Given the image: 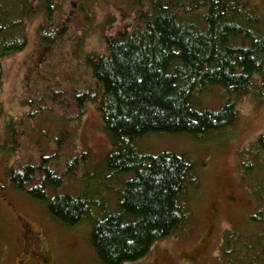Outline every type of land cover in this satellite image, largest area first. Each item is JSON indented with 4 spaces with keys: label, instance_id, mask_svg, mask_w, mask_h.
Returning <instances> with one entry per match:
<instances>
[{
    "label": "trees",
    "instance_id": "16d2710c",
    "mask_svg": "<svg viewBox=\"0 0 264 264\" xmlns=\"http://www.w3.org/2000/svg\"><path fill=\"white\" fill-rule=\"evenodd\" d=\"M134 5L133 20L107 39L106 54L87 56L82 67L91 81L80 89L67 84L53 89L41 73L45 94L36 90L37 96L28 102L41 110L50 104L53 116L65 112L72 120H80L88 104H98L100 120L115 147L106 170L114 178L132 175L122 186L117 208L68 194L49 199V192L63 186L67 175L76 176L86 167L88 152L74 153L64 172L52 167L57 156H44L37 163L12 168L8 175L13 188L46 202L64 226L91 222L90 244L99 264L142 260L155 243L172 237L190 218L186 185L199 187L192 163L169 152L141 153L136 139L226 131L238 120L232 97L247 95L256 75L264 102V17L249 0H135ZM37 11L44 15L39 38L48 47L47 54L63 46L68 28L51 22L56 13L52 0H0V60L26 48L25 19ZM82 44V38L75 39L76 51ZM2 71L0 61V89ZM29 84L36 83L27 75V88ZM211 87L223 88L225 102L219 111L199 110L196 96ZM38 115L30 112L25 120ZM239 166L258 205L249 217L258 230L246 235L226 229L219 261L264 264V132L241 151Z\"/></svg>",
    "mask_w": 264,
    "mask_h": 264
},
{
    "label": "rangeland",
    "instance_id": "374dc122",
    "mask_svg": "<svg viewBox=\"0 0 264 264\" xmlns=\"http://www.w3.org/2000/svg\"><path fill=\"white\" fill-rule=\"evenodd\" d=\"M56 13L54 26L68 28L62 47L48 53L40 41L39 28L43 11L25 19L26 48L1 58L3 79L0 89V264H18L21 258L22 233L20 219H25L49 242L52 264H99L90 244L91 222L68 228L56 220L46 202L13 188L8 180L12 168L26 162H39L44 156H57L52 167L66 171L74 153H89L86 167L78 174L65 177V183L48 194H68L117 208L124 182L132 175L112 177L105 163L115 150L111 135L105 130L97 103L88 104L80 120L49 113L50 104L28 105L30 98L45 94L48 83L57 89L67 84L73 89L91 81L82 66L88 55L107 52V39L120 33L133 20L135 0H52ZM251 7L264 17V0H249ZM71 37L74 40H71ZM83 39L76 51L75 39ZM35 85L26 86V77ZM39 78V79H38ZM84 78V79H83ZM42 79V80H41ZM68 79H71L68 81ZM247 95L232 97L238 120L224 132H211L199 137L190 135L149 134L134 141L141 153L158 155L169 152L184 156L193 165L199 187L187 184V205L190 218L172 237L155 243L145 258L127 264H220V245L226 229L250 235L258 226L249 217L257 211V202L241 177L240 153L264 132V102L260 101V76ZM37 85V86H36ZM33 86V87H32ZM51 86V87H52ZM66 86V85H65ZM32 87V88H31ZM35 91V95L32 91ZM221 87H211L196 97L197 108L219 111L226 100ZM39 112L37 119L25 120L30 112ZM63 174V173H62ZM29 245L41 255V242L30 231ZM26 264H36L29 261Z\"/></svg>",
    "mask_w": 264,
    "mask_h": 264
},
{
    "label": "flooded vegetation",
    "instance_id": "af4514ba",
    "mask_svg": "<svg viewBox=\"0 0 264 264\" xmlns=\"http://www.w3.org/2000/svg\"><path fill=\"white\" fill-rule=\"evenodd\" d=\"M21 229L23 231L22 238V250L21 258L22 260L18 264H26L29 261H35L36 264H52L50 260L49 242L44 237L43 232L35 230L31 223L25 219H20ZM33 232L41 242L42 253L39 255L36 253L35 249L29 245V233ZM174 264H189L186 260L175 261Z\"/></svg>",
    "mask_w": 264,
    "mask_h": 264
}]
</instances>
